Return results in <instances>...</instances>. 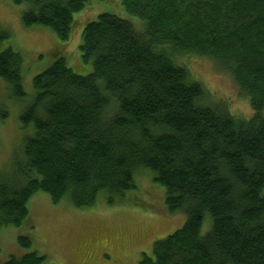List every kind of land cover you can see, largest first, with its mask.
Here are the masks:
<instances>
[{
    "label": "trees",
    "instance_id": "trees-1",
    "mask_svg": "<svg viewBox=\"0 0 264 264\" xmlns=\"http://www.w3.org/2000/svg\"><path fill=\"white\" fill-rule=\"evenodd\" d=\"M12 1L27 6L25 26L56 33V55H63L34 77V96L20 115L31 134L11 173L0 175V233L28 225L38 191L77 208L101 196L114 204L137 189V173L150 170L166 187L167 210L187 220L140 264H264V0H121L145 27L111 13L88 22L80 47L93 65L86 76L63 50L80 15L105 0ZM10 38L0 25V76L25 103L24 58L5 44ZM181 53L231 71L253 117L240 119L225 101L211 100L176 60ZM207 216L212 225L203 235ZM20 243L33 242L23 236ZM47 258L35 251L6 264Z\"/></svg>",
    "mask_w": 264,
    "mask_h": 264
},
{
    "label": "rangeland",
    "instance_id": "rangeland-1",
    "mask_svg": "<svg viewBox=\"0 0 264 264\" xmlns=\"http://www.w3.org/2000/svg\"><path fill=\"white\" fill-rule=\"evenodd\" d=\"M27 6L12 0H0V25L11 32L5 42L19 51L23 58L24 87L27 100L20 103L11 94L9 84L0 76V175L10 174L15 153L18 152L29 130L21 128L20 115L34 96V77L49 68L61 55V45L51 29L27 27L23 14ZM101 13L115 14L130 20L136 28L144 21L127 12L121 0L97 1L79 17L71 40L64 47L68 65L79 75L93 71L92 62L82 58V33L85 25ZM78 15V16H79ZM142 25H141V24ZM139 30V29H138ZM176 60L189 67L211 93V100L225 101L238 118L249 120L254 111L248 97L241 92L233 74L219 61L196 53L177 54ZM137 189L129 190L114 204L104 196L86 208H77L68 201L53 202L49 193L36 192L28 202L29 223L5 227L0 233V264L11 257L18 259L39 252L46 255L44 264H140L144 253L153 256L154 244L181 228L187 215L171 213L166 206V187L155 181L150 170L135 175ZM136 197L138 204L132 202ZM211 218L205 219L202 234L211 229ZM29 237L32 245L20 243Z\"/></svg>",
    "mask_w": 264,
    "mask_h": 264
}]
</instances>
